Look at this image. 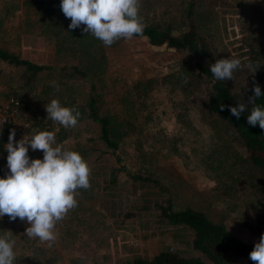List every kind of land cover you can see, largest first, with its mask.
<instances>
[{
  "label": "rangeland",
  "instance_id": "rangeland-1",
  "mask_svg": "<svg viewBox=\"0 0 264 264\" xmlns=\"http://www.w3.org/2000/svg\"><path fill=\"white\" fill-rule=\"evenodd\" d=\"M254 2L261 1L195 0L190 19L184 0H140L139 5L149 16L163 14L173 37L182 36L194 24L193 32L216 61L238 58L245 52L242 38L246 35L264 43V27L259 24V14L264 11ZM248 13L257 15L250 17L252 24L246 17ZM46 16L47 13H40L35 0H0V48L38 64L62 66L73 62L68 43L62 35L52 34V26L48 28L45 24ZM104 53L102 108L118 115L117 121L124 120L125 128L131 127L130 132L122 136L118 148L121 161L117 162L111 153L104 151L98 139V125L80 119L70 134L57 144L78 151L88 162L91 187L77 190V206L57 223L55 243L49 247L47 242L39 241L40 244L33 246L32 255L28 249L21 250L18 264H41L47 257L53 259L49 264H126L132 257H151L162 250L183 257H203L192 248V233L187 227L169 224L159 217L153 204L158 199L156 188L131 182L122 171L115 184L99 188L108 185L110 169L124 164L129 169L132 165H141L145 171L157 172V177L170 189L175 208L190 206L204 211L212 221L223 223L236 238L248 244L257 243L264 234V224L258 226V220L264 219V192L256 191L252 199H248V195L240 199H221L212 190L213 180L205 171L206 163L222 152L226 155L237 152L242 157L245 152L221 121L204 108L202 92L208 88L209 81L205 78L196 81L198 54L188 47L152 46L145 37L134 36L105 46ZM171 73L181 74L192 89L193 94L185 95L183 101L188 107L186 122L182 123L177 117L180 109L168 90V83L158 81L151 87L154 120L150 124L138 120L130 124L134 114L123 112L120 107L124 90L135 81L160 79ZM52 81L59 85L60 92L64 91L78 102L87 99L88 83L67 75L59 67L40 72L29 80L23 67L0 60V104H6L15 95L22 98L10 114L23 136H29L26 132L28 116L39 114L47 120L45 104L56 99L57 93L47 92V95L42 93V88L50 86L52 89ZM24 99L28 102L26 109ZM135 137L141 138L140 145L151 147L144 159L137 158ZM0 169L8 168L6 165ZM142 205L146 206L141 209ZM128 211L136 212L134 216L125 217ZM18 221L21 220L11 222L17 224ZM24 225L28 227L26 222L21 226ZM208 264L213 263L208 261ZM224 264L254 262L249 255L234 254L225 258Z\"/></svg>",
  "mask_w": 264,
  "mask_h": 264
},
{
  "label": "trees",
  "instance_id": "trees-1",
  "mask_svg": "<svg viewBox=\"0 0 264 264\" xmlns=\"http://www.w3.org/2000/svg\"><path fill=\"white\" fill-rule=\"evenodd\" d=\"M184 1L187 2L186 14L190 19L195 0ZM260 1V3L254 2L253 4L260 11H264V0ZM60 3L61 0H35V4L40 8V13H47L44 20L48 28L52 26V34L56 36L62 35L68 43L67 49L71 53L73 62L62 66L38 64L23 59L4 48H0V60L10 65L23 67L29 80H33L40 72L53 71L57 67L67 75L84 79L89 85L87 99L84 102H78L64 91L56 92L50 86L43 87L42 93H57L56 99H59L62 105L68 107L75 106L79 109L81 113L80 119L84 118L97 124L99 130L98 139L105 148L104 151L111 153L115 157V160L120 162L122 157L119 155L118 148L120 147L121 138L124 134L126 135L130 132L131 127L125 128L122 125L124 120L117 121L118 115H113L110 110L105 111L102 108L101 89L104 86L102 78L106 68L105 45L91 34L84 33L82 31L83 26L74 30L69 29L71 21L64 16ZM139 15L142 17L145 27L142 35L137 34L134 37H145L150 45L156 47L163 45L169 48L188 47V49L198 54L195 65L198 71L196 81L201 78L209 81L208 88H205L202 92L205 98L203 101L204 108L210 114L215 115L233 139L244 148L245 154L243 157L237 152L235 154L227 153V155L225 152H222L218 157L206 163V174L208 178L213 180L212 190L221 196V199L227 197L229 199H240L247 195L248 199H252L256 191L264 192V129H261L259 125L253 127L247 123V116L252 105L248 106L249 112L242 113L239 119L231 115L229 110V106H238L240 101L246 103L248 98L253 95L252 89L256 83L260 85L261 91L264 92V43L255 42L256 38L251 35H246V37L242 38L244 40L243 44H246V49L245 52L237 57L241 59L242 64L246 65L248 62H252L261 65L254 76L247 67H243L242 70L235 72L234 80L218 81L210 72V65L215 63V60L212 59L213 56L206 49L205 44L196 37L195 31L193 32V28H195L194 24H191V30L183 33L182 36L173 37L170 24L164 19L163 14L159 17L153 16L154 14L149 16L144 13L142 7L139 5ZM255 16L257 15L253 13L246 15L250 24L253 21L250 17L254 18ZM259 16H261L259 24L264 27V12L261 15L259 14ZM158 81L168 83L170 86L168 90L175 96L176 102H178L176 107L180 109L177 117L182 120V123L186 122V109L188 107L187 105L186 107L184 106L183 101L185 95L193 94L192 89L189 81L181 74L171 73L160 79L150 78L135 81L124 90V93L121 94L122 101L120 107H122L123 112L134 114L130 117V124L136 123L137 120L140 123L150 124L154 120L153 111L155 110L153 109V104L155 102L151 87L154 82ZM192 84L197 85V82H193ZM15 98L19 101L22 100L18 95H15ZM27 103L25 101V109L28 106ZM156 103L158 102L156 101ZM222 104L225 106L223 110L220 108ZM257 104L264 107V96H261L257 100ZM27 119H30L28 128L26 129L29 136L36 131L49 130L55 132L57 142H62L72 129H65L62 125L54 123L49 119L46 120L39 114L28 116ZM15 130L16 140L19 141L23 137V133L17 128ZM9 134L8 125L0 127V168L7 165L8 153L5 150V145L8 143ZM140 140V137L137 139L135 137L134 144L138 145V149L136 150L138 154L137 158L144 159L146 154L150 153L151 147L140 145ZM28 155L32 159L43 158V153L39 151L33 152L31 149ZM8 171V169L2 171L0 169V177H6ZM120 171L124 172V175L131 182L146 185L153 189L156 188L155 192L158 195V199H155L153 204L158 209L159 217L169 224L187 227L192 233V248L203 256L183 257L169 250H162L151 257H132L127 260L126 264H208V261L213 264H224L225 258L230 255L245 256L249 255L253 250L255 244H248L236 238L225 228L223 223L212 221L204 211L190 206L179 209L175 208L171 191L157 177V174H155L157 172H151L148 169L146 170L147 173L141 165H132L129 169L124 164L122 167L110 169L108 172V185H103L99 188L103 187L104 189L107 186L109 187V185L115 184ZM145 206L142 205L141 209ZM135 209L138 210L139 208ZM135 212H125V217L134 216ZM13 223L7 215L0 218V235H3L5 231H10L11 238L15 240V264H18V256L21 250L28 249L32 255L33 246L40 244V242L38 239H31L25 236L23 230H26L24 228L27 226H21L24 223L23 221H18L17 224ZM262 224H264V219H259L258 226ZM51 260H53L51 257L44 258L41 264H49Z\"/></svg>",
  "mask_w": 264,
  "mask_h": 264
},
{
  "label": "clouds",
  "instance_id": "clouds-1",
  "mask_svg": "<svg viewBox=\"0 0 264 264\" xmlns=\"http://www.w3.org/2000/svg\"><path fill=\"white\" fill-rule=\"evenodd\" d=\"M140 0H61L60 8L70 19L69 29L82 27L105 46H111L121 38L130 39L142 35L144 23L139 15ZM247 67L254 76L261 67L259 63L242 64L241 59L221 58L210 65V72L218 81L234 80V72ZM56 92L59 85L50 82ZM253 95L238 106H229L231 115L237 119L249 112L247 123L264 129V107L257 100L264 96L256 83ZM221 105V110L224 109ZM47 119L62 125L65 129L75 128L81 113L75 106L62 105L59 99L45 104ZM41 151L42 159H32L29 150ZM8 173L0 177V218L7 215L11 221L19 218L28 227L25 236L47 242L51 247L57 239L56 225L67 213L77 206V190L89 189L90 166L84 157L74 150H67L57 144L54 131H36L16 140L12 129L5 145ZM15 240L10 231L0 235V264H15ZM249 258L254 264H264V234L255 243Z\"/></svg>",
  "mask_w": 264,
  "mask_h": 264
},
{
  "label": "built area",
  "instance_id": "built-area-1",
  "mask_svg": "<svg viewBox=\"0 0 264 264\" xmlns=\"http://www.w3.org/2000/svg\"><path fill=\"white\" fill-rule=\"evenodd\" d=\"M19 105V101L13 98L9 99L6 104H0V127L3 125H8V132L16 127L13 124V117L11 116V112L17 108Z\"/></svg>",
  "mask_w": 264,
  "mask_h": 264
}]
</instances>
